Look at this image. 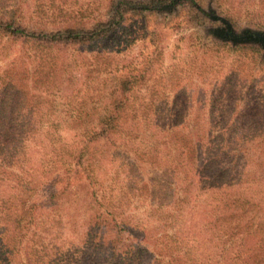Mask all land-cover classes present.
<instances>
[{"label": "trees", "instance_id": "1", "mask_svg": "<svg viewBox=\"0 0 264 264\" xmlns=\"http://www.w3.org/2000/svg\"><path fill=\"white\" fill-rule=\"evenodd\" d=\"M24 1L0 0V264H264V119L243 120L258 110L247 112L245 95L262 97L264 74L247 85L236 74L232 86L229 69L219 88L190 100L175 82L172 98L150 91L152 54L170 34L180 43L201 25L214 36L201 45L207 53L225 47L248 65L259 53L264 65V29L198 0H103L86 22L66 3L39 0L25 14ZM160 14L161 28L151 26ZM145 37L155 50L120 67L118 56ZM221 88L233 96L218 99ZM202 101L222 120L198 129L190 110ZM149 197L172 208L147 215L148 230L163 232L157 245L151 233L140 240L148 230L134 232L128 213Z\"/></svg>", "mask_w": 264, "mask_h": 264}, {"label": "rangeland", "instance_id": "2", "mask_svg": "<svg viewBox=\"0 0 264 264\" xmlns=\"http://www.w3.org/2000/svg\"><path fill=\"white\" fill-rule=\"evenodd\" d=\"M198 1L203 6L228 9V12H230V14L234 16V19L237 22L236 26H240V27L248 26L253 29H264V12L261 11V6L259 5L264 0H222V2L215 1L213 3L212 0H198ZM24 2H25L24 4L21 3L22 5H24V10L26 9L27 11L28 9V12H26L25 14H30L31 11L33 10V7H35L38 4L39 0H25ZM41 2H43L44 3L43 5L45 6L59 5L66 3L69 6H71L73 12L75 11L79 12L81 9L82 10L81 12L83 14L82 20L84 22H86V20H90L92 17H98L103 11L102 9L103 0H100L101 6L98 5L100 3L98 0H42ZM219 5L221 7H217ZM160 15H161L160 17L151 18L150 21L151 26L161 28L162 25H159V22L161 21V19L164 20L165 15L164 14H160ZM131 24L132 23H130L129 26L132 29ZM193 27L194 28L187 31H185L186 30L185 28L184 29L185 32L182 33V37L185 34L186 35L190 34L191 35L190 39H185L184 41L182 40L180 43H177L176 40L178 38V35L170 34L169 36H167V38L164 41L165 46H160L159 49L152 54V62H153L152 68L153 70L154 69L156 70V74L158 75L156 76V79L154 81L152 79V82H150V85L153 87V89L150 91L155 92L156 93L155 96L158 99L172 98L173 93L169 92V88H168L171 82H175L177 84L182 85L184 89L187 90L186 99L190 100L191 97L195 99L197 96H199L197 90H200L202 92H209L210 94V89L212 86L213 88H219L222 83V78L224 74L228 73L229 69L234 70L232 77L229 78L230 85L232 86H234L235 83L234 78H236V74L238 78L240 77L244 79L246 85L252 80L251 78L253 71H257V73L260 75L264 74L263 72L260 71L259 73L258 70H254V68H252L253 65L254 67L264 66L261 65L260 63V60L263 58L262 54L257 53L256 57L261 56L262 58L261 57L257 58V63H253V65L252 62L249 65L248 63L246 64V61L243 62L245 57H241V56L239 57L237 56V54H235V52L230 53L227 51L225 47L218 48L213 55L209 54L205 50L207 47L201 45L204 42L209 43V41L214 36L208 34L205 28L201 25L199 27L197 26H193ZM141 34L142 36H145L144 33ZM176 43L180 44L179 48H176ZM194 47L198 49L199 55L190 54V52H192ZM153 50H155V47L151 45L147 37L143 38L141 41H137V43L134 44L128 51L118 56V60L120 61V67L121 66H123L124 68L128 67L130 62H132L133 64H137L138 66H141L144 63V59H146L145 57L148 56L149 52H152ZM246 53L247 56H249V53L248 52ZM160 54L161 56H159ZM190 58H194L197 62H199V66L198 67L191 66L190 64H192V60ZM2 66H3V61L0 60V69L2 68ZM173 71L175 72V75L171 74ZM192 71H194L195 74L200 75V77L197 78L192 77L191 76V74L193 73ZM245 71L246 74L244 73ZM95 82L96 81L93 82L94 85H96ZM184 84H187V86L189 87H187ZM258 89L260 90L261 87L258 86ZM254 92H258V91H254ZM231 96H233V94H231L230 91L228 90L223 91L222 88L217 94L218 99L220 98L224 99ZM257 96L255 99L249 100L248 97L245 95V100L248 101L247 106L249 107L247 112H249L251 108H255L259 110V108L256 106V102L257 104H259L262 98L264 99V94L260 99L257 98ZM59 102L60 101H57V104ZM203 103L204 101H202L200 104L193 105V107L190 110V118L195 116L197 122L200 124L197 125L198 129L203 128L204 126L202 125L209 127L206 121L208 119H212V116H215L216 119L222 120L221 114H219V112H217L216 110L211 111V109L208 106L203 107ZM56 109H57L56 110L57 115H60L61 112L60 110L63 109L62 104L57 105ZM258 110L254 115H251L252 113L246 115L245 112L243 116V120H253V121L263 120L264 115H259ZM226 112L228 113V111ZM161 114L162 116L160 117L163 118L165 114L163 112ZM235 114L236 112L234 113V115ZM252 117L255 118L250 119ZM235 127L236 126H233L232 128ZM260 127L262 126L256 125L254 123H249L247 121H245L244 124L242 125V129L245 128L247 130H257ZM59 131L63 137H66L68 135V132H66L65 130L61 129ZM26 145L27 148H30L31 150H35L34 147L35 144L33 141L26 143ZM112 174L110 175V178H116L115 174L114 173ZM104 184L106 188L111 187L110 185L111 181L110 180L108 181V176L104 177ZM199 192H200L199 194L200 200L203 201L205 199V195L202 194L203 191L200 190ZM165 204L166 201L163 203L162 207H160L157 199L154 198L152 199L150 197L145 199L144 201L143 200L137 201L136 199H134L130 203V206L128 208L129 210L128 213H130L131 217H133L132 218L133 220L131 221V225L135 224L134 232L141 230L143 231L148 230L150 226L147 227L146 226L147 223H145V221L149 219L147 215L151 213L152 210L153 212L154 210L157 209L160 212H169L170 210L172 211V208L165 206ZM130 227L133 228V226ZM168 230L171 229L168 228ZM151 232L152 231L149 230L144 232V235H141L140 240L148 239ZM63 234L64 235H62L60 232V236H58L57 239L61 241H65L66 240L65 238H69L65 235L68 234L67 232ZM162 234L163 232H160L158 234L151 233V238L156 239V245H157V240H159L158 237ZM152 239L150 241L151 244H148L150 248H152L153 246ZM65 247L67 248L68 246L65 245ZM154 252H158L157 249H154Z\"/></svg>", "mask_w": 264, "mask_h": 264}]
</instances>
